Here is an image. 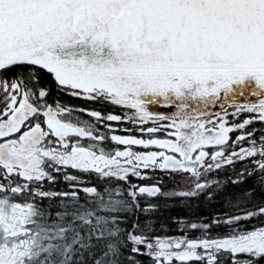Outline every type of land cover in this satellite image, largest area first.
Returning a JSON list of instances; mask_svg holds the SVG:
<instances>
[{"label": "snow or ice", "instance_id": "obj_1", "mask_svg": "<svg viewBox=\"0 0 264 264\" xmlns=\"http://www.w3.org/2000/svg\"><path fill=\"white\" fill-rule=\"evenodd\" d=\"M37 260L264 264V0H0V264Z\"/></svg>", "mask_w": 264, "mask_h": 264}, {"label": "trees", "instance_id": "obj_2", "mask_svg": "<svg viewBox=\"0 0 264 264\" xmlns=\"http://www.w3.org/2000/svg\"><path fill=\"white\" fill-rule=\"evenodd\" d=\"M69 103L73 105H80L83 102L79 100H71L69 101ZM89 106L99 107V105H89ZM105 111H107V108H105ZM83 118H87V117H83ZM173 187L174 186L171 183H168L165 185V191L173 190ZM232 191H235V190L229 189L226 191L225 194H229ZM236 191H243V189H237ZM232 198L233 200L235 199L234 194ZM161 203H168L169 205H172V207H170L166 211H163L162 214H158L160 217L158 220V223L166 224L170 229L168 233L170 235L176 234L175 229L177 228V225L172 223L171 218L173 217H186L188 222H192L194 220H198L200 217H209L211 214L215 212H222L225 210L222 207V203H223L222 200L216 203H210V204H205L203 198L188 202V205H199V207L185 206L179 198H172L166 201L163 198H161ZM36 264H39V260L36 261Z\"/></svg>", "mask_w": 264, "mask_h": 264}, {"label": "rangeland", "instance_id": "obj_3", "mask_svg": "<svg viewBox=\"0 0 264 264\" xmlns=\"http://www.w3.org/2000/svg\"><path fill=\"white\" fill-rule=\"evenodd\" d=\"M251 99H255V98H251ZM117 111H120L119 109H116ZM154 111H165L164 109H160L157 107H153ZM52 229H47L44 231H38L35 233V236L33 238V242H32V248H31V254L33 257H35L38 253L42 252V245H44L45 242V238H47V233L51 232Z\"/></svg>", "mask_w": 264, "mask_h": 264}]
</instances>
